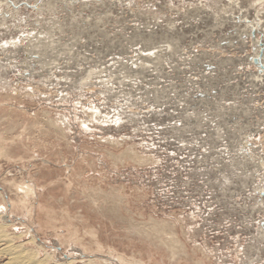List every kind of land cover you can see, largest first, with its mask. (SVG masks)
Wrapping results in <instances>:
<instances>
[{
	"label": "rangeland",
	"instance_id": "374dc122",
	"mask_svg": "<svg viewBox=\"0 0 264 264\" xmlns=\"http://www.w3.org/2000/svg\"><path fill=\"white\" fill-rule=\"evenodd\" d=\"M260 42L264 0H0V264H264Z\"/></svg>",
	"mask_w": 264,
	"mask_h": 264
},
{
	"label": "bare ground",
	"instance_id": "6f19581e",
	"mask_svg": "<svg viewBox=\"0 0 264 264\" xmlns=\"http://www.w3.org/2000/svg\"><path fill=\"white\" fill-rule=\"evenodd\" d=\"M263 43L264 42H260V45H261V49L263 48L264 49V46H263ZM254 59V58H253ZM252 59V60H253ZM264 59V58H263ZM254 62V61H253ZM263 72H264V70H263ZM90 86V85H89ZM4 242V241H3ZM9 244V243H8ZM7 247V246H6ZM13 247V246H12ZM15 248V247H14ZM14 248H13V250H12V248H10V246L9 247H7V248H4L5 250H12V251H14ZM17 248V247H16ZM20 249V248H19ZM18 250V249H17ZM16 250V251H17ZM21 251V250H20ZM0 252H3L2 251V248L0 249ZM35 252V251H34ZM16 253H18V254H16ZM21 253H22V251L21 252H12V254H13V256H12V258H11V260H13L15 263H17V264H42L41 262H39V261H37L38 259H36L35 257H34V255H33V252H32V254L31 255H29L28 254V256H27V254L24 256L23 254L21 255ZM32 255H33V257L35 258V260H34V258L32 257ZM36 255V254H35ZM26 259V260H25ZM42 261V260H41Z\"/></svg>",
	"mask_w": 264,
	"mask_h": 264
},
{
	"label": "water",
	"instance_id": "95a60500",
	"mask_svg": "<svg viewBox=\"0 0 264 264\" xmlns=\"http://www.w3.org/2000/svg\"><path fill=\"white\" fill-rule=\"evenodd\" d=\"M263 46H264V43H263ZM263 58H264V49L262 48L260 50L259 55L257 57H254V59H253L254 63L259 68V73H263V70H264ZM263 195H264V193H263Z\"/></svg>",
	"mask_w": 264,
	"mask_h": 264
}]
</instances>
